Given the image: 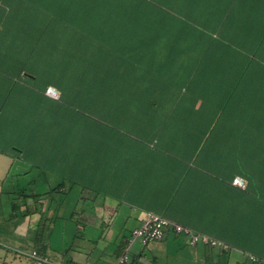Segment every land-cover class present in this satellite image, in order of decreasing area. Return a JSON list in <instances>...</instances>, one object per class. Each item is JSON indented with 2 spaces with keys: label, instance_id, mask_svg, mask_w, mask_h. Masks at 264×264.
<instances>
[{
  "label": "crops",
  "instance_id": "0c3cea01",
  "mask_svg": "<svg viewBox=\"0 0 264 264\" xmlns=\"http://www.w3.org/2000/svg\"><path fill=\"white\" fill-rule=\"evenodd\" d=\"M262 38L264 0H1L0 264H116L165 158L179 191L164 218L231 251L170 231L129 264L264 259ZM77 109L104 128L72 132Z\"/></svg>",
  "mask_w": 264,
  "mask_h": 264
},
{
  "label": "trees",
  "instance_id": "16d2710c",
  "mask_svg": "<svg viewBox=\"0 0 264 264\" xmlns=\"http://www.w3.org/2000/svg\"><path fill=\"white\" fill-rule=\"evenodd\" d=\"M264 38H262L263 40ZM252 55L257 57L256 60H253V63H251L250 65H248V68H263L264 70V62H261L257 59L260 58V53L259 51H252ZM261 101L263 102L264 104V92L262 93V96H261ZM73 111H76V114L74 115L72 113V116H75L76 119H75V123L72 124L71 126V131L74 132L76 131L77 132V128H78V120L81 119V120H85L86 121V127H87V134L88 136H94V133L96 132V130L99 129H103L104 126H102L98 120H96L95 118V114H94V111L93 110H73ZM127 127L126 126H123V125H118L116 127H113V131L112 133L115 135L117 134V136H127V133L124 132L125 129ZM124 130V131H123ZM111 131L109 130V133ZM117 132V133H116ZM133 133V131H132ZM155 133H153L154 135ZM137 135V134H136ZM156 136H160V132L158 134H155ZM141 136V135H140ZM79 159H81L82 162H86V165H95V158H78V157H71V164L72 166H75L77 168V166L79 165ZM103 160L105 158H100V160ZM84 160V161H83ZM156 160H159V158H155V157H152L151 158V161H152V165L156 163ZM165 160H169L167 162H170L169 165H167V163L163 162L162 163L165 165H163V167H166L165 169H167L168 171L167 172H162L160 173L157 169L155 171H152L150 173V177L152 176V179H151V187L149 189V194L148 196L146 197L149 202H150V205L148 206V209L154 211L156 214L162 216V217H174L175 214L170 211L169 209L173 208L174 206V203L176 201V197H177V194H178V191H179V187L175 188L174 185H175V182H174V179H175V175L177 174L175 169L179 166V162L177 160H170V159H166ZM101 163V162H99ZM166 171V170H165ZM77 175V172L76 173H73L72 172V175H71V178H70V183L72 184H77V179H75V176ZM182 175V173H181ZM180 174H178V176H180L179 178H181ZM160 176H165L167 179L166 181V184H167V187H159V184L160 183H165V179L166 178H160ZM162 182H161V181ZM160 182V183H159ZM63 184L60 185V188L62 187ZM246 190L248 191V193L250 192V195H253L255 194L254 190L253 189H249L248 187L246 188ZM168 234V233H167ZM167 236V235H166ZM209 247V246H208ZM212 248V247H210ZM223 255H228L229 252H224L222 251ZM249 260V259H248ZM251 263V262H250ZM252 264V263H251Z\"/></svg>",
  "mask_w": 264,
  "mask_h": 264
},
{
  "label": "built area",
  "instance_id": "2783aa9c",
  "mask_svg": "<svg viewBox=\"0 0 264 264\" xmlns=\"http://www.w3.org/2000/svg\"><path fill=\"white\" fill-rule=\"evenodd\" d=\"M47 94L55 99H58L59 97L58 92L53 87L47 89ZM234 184L242 189L246 188L245 181L240 177L235 178ZM170 231L188 236L190 245L193 247L205 245L212 248H219L224 252L231 251V247L223 241L216 240L205 234L195 233L190 228L177 224L154 212L148 211L145 213L141 225L133 230L132 235L128 240V246L123 254L118 257L116 264H129L130 250L136 242H139L143 247H146L151 242L163 240ZM33 255L36 257L37 253L35 252ZM247 257L252 264H264V259L256 255L248 254Z\"/></svg>",
  "mask_w": 264,
  "mask_h": 264
}]
</instances>
